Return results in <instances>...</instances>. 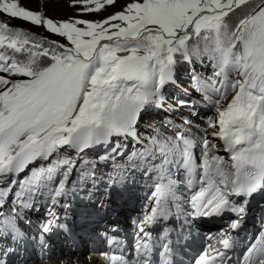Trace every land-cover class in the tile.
Here are the masks:
<instances>
[{
  "label": "snow or ice",
  "instance_id": "6c2138e0",
  "mask_svg": "<svg viewBox=\"0 0 264 264\" xmlns=\"http://www.w3.org/2000/svg\"><path fill=\"white\" fill-rule=\"evenodd\" d=\"M36 2L43 9L60 0ZM119 2L69 0L75 15L55 21L21 0H0V240L26 244L25 213L41 200L67 208L80 196L85 207L103 208L92 203L99 185L110 193L141 180L150 213L134 222L132 253L111 238L115 249L100 254L106 264H179L189 218L225 213L237 219L193 264H232L229 252L241 244L236 264H264V225L247 242L232 235L264 191V0H130L99 21L80 18ZM5 18L58 39L37 40ZM205 59L212 73L202 77ZM185 64L214 115L206 126L181 117L142 132ZM185 107L199 115L193 101L178 99L176 108ZM48 215L37 228L45 248V236L66 229ZM173 216L184 220L175 240ZM14 251L0 249V264Z\"/></svg>",
  "mask_w": 264,
  "mask_h": 264
},
{
  "label": "rangeland",
  "instance_id": "374dc122",
  "mask_svg": "<svg viewBox=\"0 0 264 264\" xmlns=\"http://www.w3.org/2000/svg\"><path fill=\"white\" fill-rule=\"evenodd\" d=\"M23 6L26 8H29L34 11H43L45 15L49 18H52L55 21H62V20H67L70 16H74L76 10L74 8H69L68 3L69 0H60L59 4H53L49 3L45 8L41 9L39 4L36 2V0H21ZM125 2H130V0H120L119 3L116 4L115 7L109 8L107 12H102L100 14H93V15H86L82 16L80 18L86 19V20H94V21H99L103 19L105 16L113 13V12H118L121 10V6ZM5 21L9 24L10 27L12 28H19L25 32H30L31 34H34L37 40L41 39H49V40H56L58 37L55 36H50L47 34L42 28H30V26L27 23H22L19 20H10L7 21L5 18ZM63 42V41H61ZM201 76L205 75H211L212 73V68L209 67L208 64H205L204 67L198 66V71ZM184 74L185 76L180 77V82L182 85L186 87L187 90L192 91V88L189 86V79H187V69L183 67L180 72L178 71L176 74V77H178L181 74ZM179 80V78H178ZM174 89H169V97L172 98L173 95L175 94ZM195 93V91H193ZM168 93V92H167ZM157 115V116H155ZM183 116V114H175V119L180 120V118ZM168 116H163L160 114H148L144 120L141 121L140 126L143 124H156L157 126H162L165 124H168L170 120H168ZM170 119L175 122L174 117H170ZM168 120V121H166ZM166 121V122H165ZM86 159H93L94 157L90 154L89 156L85 157ZM109 171V169H107ZM110 172V171H109ZM79 197V196H78ZM77 197V198H78ZM79 199V198H78ZM220 226H217L215 229H219ZM83 252V250H81ZM87 254V251L84 250L83 256L85 257Z\"/></svg>",
  "mask_w": 264,
  "mask_h": 264
},
{
  "label": "bare ground",
  "instance_id": "6f19581e",
  "mask_svg": "<svg viewBox=\"0 0 264 264\" xmlns=\"http://www.w3.org/2000/svg\"><path fill=\"white\" fill-rule=\"evenodd\" d=\"M127 189H122V193L128 194L126 193ZM79 198V199H78ZM76 198L78 200V205H82L85 203V201H83L80 196ZM94 197L92 198L93 201ZM108 202L111 205H117L119 204V201L116 199H111V201ZM125 204H128L129 202H124ZM217 227V226H216ZM220 229V228H219ZM213 230H215V226L213 227ZM81 250L84 251V248H82ZM83 252L80 251L79 252V256H76L74 253H64L62 250L60 251V254L55 255L54 253L51 255V257L49 258V263L48 264H58L60 261H63L64 264H88L83 258ZM92 264H97V260L95 258H92ZM37 264H43V263H37Z\"/></svg>",
  "mask_w": 264,
  "mask_h": 264
},
{
  "label": "trees",
  "instance_id": "16d2710c",
  "mask_svg": "<svg viewBox=\"0 0 264 264\" xmlns=\"http://www.w3.org/2000/svg\"><path fill=\"white\" fill-rule=\"evenodd\" d=\"M236 19H237L236 16H233V17H232V21H235Z\"/></svg>",
  "mask_w": 264,
  "mask_h": 264
}]
</instances>
